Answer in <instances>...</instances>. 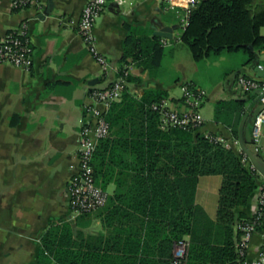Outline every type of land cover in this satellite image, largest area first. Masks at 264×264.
Returning a JSON list of instances; mask_svg holds the SVG:
<instances>
[{
  "label": "crops",
  "instance_id": "obj_1",
  "mask_svg": "<svg viewBox=\"0 0 264 264\" xmlns=\"http://www.w3.org/2000/svg\"><path fill=\"white\" fill-rule=\"evenodd\" d=\"M13 1L0 0V39L25 25L34 52L29 68L0 65V264H46L47 256H41L45 232L54 224L75 219L67 193L78 164L80 133L89 120L85 106L92 102L93 90L108 87L126 66L131 78L128 91L139 100L148 91H156L171 108L183 110V85L205 91L202 133L229 140L238 134L240 142V126L248 113L244 141L253 151V119L261 104L255 94H245L238 87L237 79L262 76L256 65L264 64V51L250 63L243 51L195 61L181 43L180 18L167 1L117 4L109 0L95 27L99 51L112 69L105 75L72 24L79 20L88 0H39L20 10L13 8ZM163 28L171 30L172 39L155 34ZM129 37L144 42L125 58ZM156 37L168 46H163L161 57L151 61L147 51ZM233 103L243 104V109L234 108ZM235 151L243 152L241 146ZM259 155L264 161V128ZM133 181L112 182L105 190L111 198L130 200L140 194L131 186ZM222 182L221 175L198 180L196 204L214 221ZM117 204L135 217L126 227L139 228L137 217L142 208ZM252 209L251 200L245 211L252 216ZM107 212L108 204L91 213L87 231L99 230ZM263 244L264 229H260L253 237L249 258H256Z\"/></svg>",
  "mask_w": 264,
  "mask_h": 264
},
{
  "label": "trees",
  "instance_id": "obj_2",
  "mask_svg": "<svg viewBox=\"0 0 264 264\" xmlns=\"http://www.w3.org/2000/svg\"><path fill=\"white\" fill-rule=\"evenodd\" d=\"M262 27L264 0H201L182 31L181 43L195 61L243 51L250 63L264 51ZM159 41L156 37L147 59L162 56ZM143 42L129 37L125 58ZM162 99L156 91L141 100L126 91L111 104L106 113L110 133L99 140L92 159L95 179L105 190L112 182L131 178L140 194L130 200L109 197L106 218L97 231H87L91 213L50 226L41 252L48 264H171L181 241L188 242L186 264H231L240 259V225L264 218L245 211L259 176L242 163L244 152L214 144L200 130L161 129L160 116L151 106ZM233 107L242 110L243 104ZM207 175L223 177L216 221L195 200L198 180ZM117 203L142 208L139 228L126 227L135 217Z\"/></svg>",
  "mask_w": 264,
  "mask_h": 264
},
{
  "label": "built area",
  "instance_id": "obj_3",
  "mask_svg": "<svg viewBox=\"0 0 264 264\" xmlns=\"http://www.w3.org/2000/svg\"><path fill=\"white\" fill-rule=\"evenodd\" d=\"M111 1L121 4L125 0ZM165 1L169 3L171 9L176 11L183 29L187 27L192 11L201 2V0ZM108 2L109 0H88L79 20L72 23L78 27L89 53L95 58L105 75H109L112 69L107 58L99 51L95 27ZM38 3L39 0H14L12 6L15 10H20ZM162 45L168 46L167 41L163 40ZM33 52L25 25L0 39V65L11 64L15 67L29 68ZM256 68L262 73L261 77L241 75L237 79V85L245 94H255L261 104L260 110L253 119V152L259 154L264 128V64L258 63ZM129 76L130 67L126 66L108 87L93 90L90 94L92 102L85 106V113L89 116V120L80 133L77 152L78 164L69 179L67 193L74 218L94 213L104 208L108 203V192L96 182L92 159L99 140L107 137L110 133V124L106 119V113L111 104L120 101L123 94L128 91ZM181 89L183 110L171 108L166 99L153 103L151 109L159 114L160 127L163 130L170 128L201 130L206 122L201 111L206 101V93L192 85H183ZM204 134L214 144H221L229 149L240 146V142L236 139L229 140L213 133ZM242 163L249 170L256 171L259 176V186L252 197V217L257 218L256 216L264 214V176L256 169L246 154L242 158ZM260 226L264 227V218L260 223L254 221L240 225L239 229L242 235L237 245L240 259L231 264H264V244L262 248H259L256 258L251 259L248 256L253 237ZM187 254L188 242H179L175 246L171 264H186Z\"/></svg>",
  "mask_w": 264,
  "mask_h": 264
},
{
  "label": "water",
  "instance_id": "obj_4",
  "mask_svg": "<svg viewBox=\"0 0 264 264\" xmlns=\"http://www.w3.org/2000/svg\"><path fill=\"white\" fill-rule=\"evenodd\" d=\"M170 32L171 30L169 28H163L162 30L156 32L155 34L164 39H172L173 35L169 34ZM250 48L253 49L252 46ZM90 84L94 85L95 82H92ZM248 117H249V114L246 113L241 123V126H240V146L242 148V151L249 157L252 164L264 176V161L262 160L259 154H255L252 150H250L244 141V127H245Z\"/></svg>",
  "mask_w": 264,
  "mask_h": 264
},
{
  "label": "rangeland",
  "instance_id": "obj_5",
  "mask_svg": "<svg viewBox=\"0 0 264 264\" xmlns=\"http://www.w3.org/2000/svg\"><path fill=\"white\" fill-rule=\"evenodd\" d=\"M183 47L185 48V50L189 53L190 57L192 58V55H191V52H190L189 48L186 45H183ZM180 90H181V88H180ZM45 262H46V264H48V260L47 259H45Z\"/></svg>",
  "mask_w": 264,
  "mask_h": 264
}]
</instances>
